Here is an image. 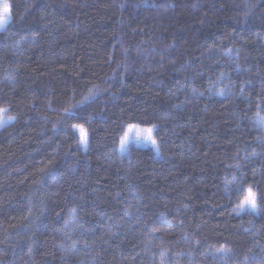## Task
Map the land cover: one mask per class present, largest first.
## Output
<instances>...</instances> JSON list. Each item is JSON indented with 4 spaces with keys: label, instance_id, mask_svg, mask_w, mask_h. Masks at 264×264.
Listing matches in <instances>:
<instances>
[{
    "label": "trees",
    "instance_id": "obj_1",
    "mask_svg": "<svg viewBox=\"0 0 264 264\" xmlns=\"http://www.w3.org/2000/svg\"><path fill=\"white\" fill-rule=\"evenodd\" d=\"M5 1L0 264H264V0Z\"/></svg>",
    "mask_w": 264,
    "mask_h": 264
},
{
    "label": "rangeland",
    "instance_id": "obj_2",
    "mask_svg": "<svg viewBox=\"0 0 264 264\" xmlns=\"http://www.w3.org/2000/svg\"><path fill=\"white\" fill-rule=\"evenodd\" d=\"M5 8L8 9L6 1L5 0H0V17H2L4 15ZM8 12L10 13L9 9H8ZM3 109H5V108H3ZM4 117H5V121H4V123L2 125H0V128L3 125H5V124H7V123H9L10 121L13 120V119H10V120L8 119V117H11V116H9L7 114V112L4 113ZM130 128L132 129V131H129ZM148 129H152L151 135H152V137L154 139V128L153 127L143 128V127L136 126V125H132V126L127 127V129H126V131H125V133H124V135H123V137H122V139L120 141L119 147H118L119 153H125L131 145H134V146H138V147H151L159 154V149H158L157 142L155 144H153L150 141L145 139V137L148 134V132H147ZM76 130H77V132L80 135L81 144L85 148V145H86V140H85L86 134L80 128H76ZM126 136L128 137V143L126 145L122 146V141L125 140ZM240 211H241V209H240ZM241 212H247V210L241 211Z\"/></svg>",
    "mask_w": 264,
    "mask_h": 264
},
{
    "label": "snow or ice",
    "instance_id": "obj_3",
    "mask_svg": "<svg viewBox=\"0 0 264 264\" xmlns=\"http://www.w3.org/2000/svg\"><path fill=\"white\" fill-rule=\"evenodd\" d=\"M10 21V13L8 12V9L5 8V13L2 17H0V31L5 30L7 24ZM7 111V109H0V125H2L5 121V117H4V113ZM8 119H14L13 117H8ZM129 131H132V129L130 128ZM148 134L145 137L146 140L150 141L151 143L155 144L156 141L153 139L151 133H152V129H148L147 130ZM86 140V137H85ZM128 143V137H125V140L122 141V146L126 145ZM245 195L242 199V201L240 202V204L238 205V207L241 209V211H249L252 213H257L259 211L258 208V197L257 194L254 193L252 191L251 188L245 189ZM218 251L220 252H224L225 250L219 249Z\"/></svg>",
    "mask_w": 264,
    "mask_h": 264
}]
</instances>
